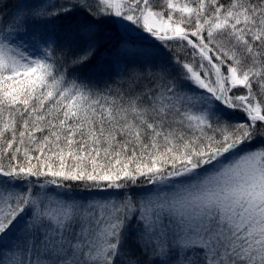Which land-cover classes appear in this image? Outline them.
I'll use <instances>...</instances> for the list:
<instances>
[{
	"label": "snow or ice",
	"instance_id": "6c2138e0",
	"mask_svg": "<svg viewBox=\"0 0 264 264\" xmlns=\"http://www.w3.org/2000/svg\"><path fill=\"white\" fill-rule=\"evenodd\" d=\"M0 264H264V0H0Z\"/></svg>",
	"mask_w": 264,
	"mask_h": 264
},
{
	"label": "trees",
	"instance_id": "16d2710c",
	"mask_svg": "<svg viewBox=\"0 0 264 264\" xmlns=\"http://www.w3.org/2000/svg\"><path fill=\"white\" fill-rule=\"evenodd\" d=\"M16 2H19V0H12V3H16Z\"/></svg>",
	"mask_w": 264,
	"mask_h": 264
}]
</instances>
